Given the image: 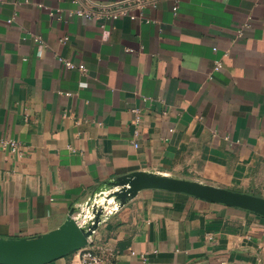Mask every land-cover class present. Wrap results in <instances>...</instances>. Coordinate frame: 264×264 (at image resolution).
<instances>
[{"label": "crops", "instance_id": "1", "mask_svg": "<svg viewBox=\"0 0 264 264\" xmlns=\"http://www.w3.org/2000/svg\"><path fill=\"white\" fill-rule=\"evenodd\" d=\"M119 1L0 0V139L21 143L0 144V238L52 232L139 171L264 197V0L76 14ZM91 240L105 264H264V216L162 189L126 197Z\"/></svg>", "mask_w": 264, "mask_h": 264}, {"label": "water", "instance_id": "2", "mask_svg": "<svg viewBox=\"0 0 264 264\" xmlns=\"http://www.w3.org/2000/svg\"><path fill=\"white\" fill-rule=\"evenodd\" d=\"M110 186V197L106 195L108 188L101 189L76 216L73 211L52 232L35 238H0V264H49L72 254L90 243L100 222L125 205L126 197L143 189L185 193L264 216L263 196L176 176L139 171L112 181ZM111 197H116L113 203Z\"/></svg>", "mask_w": 264, "mask_h": 264}, {"label": "built area", "instance_id": "3", "mask_svg": "<svg viewBox=\"0 0 264 264\" xmlns=\"http://www.w3.org/2000/svg\"><path fill=\"white\" fill-rule=\"evenodd\" d=\"M159 0H132L128 3L125 1H119L113 4L97 5L96 9H84L80 8L76 10V14L82 16L89 20L101 21L103 19H118L124 16H128L131 19H136L137 17L145 22H151V19L144 13V8L148 5H155ZM176 3L173 7L174 13H178V3L180 0H174ZM68 37H65L63 41H67ZM216 50V48H215ZM66 68H79L82 72H86L87 68L84 64H75L71 60L60 58ZM222 67L221 62H217L215 67L219 70ZM84 85H86L84 83ZM139 112V110H136ZM138 120L140 118L138 117ZM0 144L4 147H9L12 152L21 153V143L15 139L2 138L0 139ZM135 254V252H132ZM143 257V256H142ZM69 264H105L103 257L100 255L98 248L94 245L91 240L90 243L81 249L72 253L71 263Z\"/></svg>", "mask_w": 264, "mask_h": 264}, {"label": "bare ground", "instance_id": "4", "mask_svg": "<svg viewBox=\"0 0 264 264\" xmlns=\"http://www.w3.org/2000/svg\"><path fill=\"white\" fill-rule=\"evenodd\" d=\"M99 194H103V193L100 192ZM99 194L97 196H99Z\"/></svg>", "mask_w": 264, "mask_h": 264}]
</instances>
